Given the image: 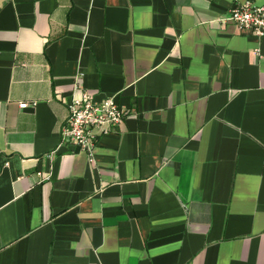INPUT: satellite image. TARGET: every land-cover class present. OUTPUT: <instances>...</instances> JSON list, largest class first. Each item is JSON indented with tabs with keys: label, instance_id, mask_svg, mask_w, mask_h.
Masks as SVG:
<instances>
[{
	"label": "crops",
	"instance_id": "crops-1",
	"mask_svg": "<svg viewBox=\"0 0 264 264\" xmlns=\"http://www.w3.org/2000/svg\"><path fill=\"white\" fill-rule=\"evenodd\" d=\"M235 1L0 0V264H264V36ZM75 83L127 112L90 156L60 143Z\"/></svg>",
	"mask_w": 264,
	"mask_h": 264
},
{
	"label": "built area",
	"instance_id": "built-area-1",
	"mask_svg": "<svg viewBox=\"0 0 264 264\" xmlns=\"http://www.w3.org/2000/svg\"><path fill=\"white\" fill-rule=\"evenodd\" d=\"M231 21L241 33L255 37L264 36V0L235 1L225 20ZM77 84L73 86V94L65 102L67 115L59 130L60 143L76 146L79 150L92 155L97 141L119 125L127 115L124 106L117 103L113 96L97 98L89 91L75 95ZM29 104L20 103L24 109ZM34 105V103H31ZM48 178V175L41 177Z\"/></svg>",
	"mask_w": 264,
	"mask_h": 264
}]
</instances>
